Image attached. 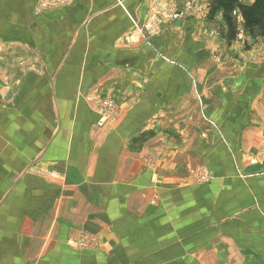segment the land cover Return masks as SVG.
I'll return each instance as SVG.
<instances>
[{"label":"crops","instance_id":"0c3cea01","mask_svg":"<svg viewBox=\"0 0 264 264\" xmlns=\"http://www.w3.org/2000/svg\"><path fill=\"white\" fill-rule=\"evenodd\" d=\"M155 1L0 0V264H264V54Z\"/></svg>","mask_w":264,"mask_h":264},{"label":"rangeland","instance_id":"374dc122","mask_svg":"<svg viewBox=\"0 0 264 264\" xmlns=\"http://www.w3.org/2000/svg\"><path fill=\"white\" fill-rule=\"evenodd\" d=\"M45 2V3H44ZM242 4H246V5H250V3L245 2V0H240L239 3ZM155 3H157L156 5V9L157 11H155L154 13H152V15L147 19V24H146V30H144V34H143V38L144 41L149 40L150 37H155V35H157L159 31H157L158 28L157 25H159L160 20L163 17H167L168 20L171 21H184L187 16L189 14H191L193 11L195 13V9L196 7H198L197 1L196 0H185L184 1V7L182 8V11L176 12L174 11L173 13L170 14H165L163 11H165V6L164 3L161 0H156ZM42 4H44L45 6H47L49 9H56V8H63L67 5H69V0H47V1H43ZM169 7L168 4H165ZM204 6V5H201ZM161 8L163 9V11L161 10ZM202 9V7H201ZM164 13V14H163ZM216 19V20H215ZM214 22L212 23H207L206 27L201 29L195 33V35H193L197 40L202 41L203 39H206L207 46H210L212 44H215V42H217L216 40H214V38H218L221 39V43L226 44L225 46H230L231 44L238 46V52L241 54H244L246 52L251 53V55H253V57L256 54H264V49L259 48L258 46V40L264 36L260 35L257 31H253L250 32L248 29H245L243 26V20L241 18V16L239 15V13L234 12L233 15L230 18L225 17V15L221 12L220 16H215V18L213 19ZM229 23L234 24V29L233 31L229 30ZM140 32V31H139ZM209 37V38H208ZM221 37V38H220ZM219 42V43H220ZM148 43V42H146ZM241 44V46L239 45ZM221 45V44H220ZM256 45V46H255ZM222 47V45H221ZM243 47V48H242ZM253 53V54H252ZM161 60H163L165 65H174L173 61H167L163 58H160ZM218 62V65H220L221 63H219V60L216 59L215 63ZM176 64V63H175ZM189 69H193L192 67H189ZM197 69V68H196ZM197 91L194 90L193 92V97L196 100L197 97ZM198 100V99H197ZM196 100V101H197ZM102 101H104L105 103L108 104L109 106V110L107 115H103V109L101 108V103ZM117 97L115 96V94H108V95H99L97 101H96V112L98 114V120H102L103 123H98V125L101 127H108L110 125H113L114 120L118 117V104H117ZM198 102V101H197ZM201 113V115L203 114V111L201 110H196V108H194L193 113L197 116V113ZM107 116V117H106ZM103 118V119H102ZM159 149H161V147H159L158 149H155L153 152V157L151 158V162H153L157 159L156 157L158 156L157 152L159 151ZM158 150V151H157ZM192 174L193 176H195L197 178L198 181H207V179L209 178H205L206 172L207 170L205 169H196V170H192ZM86 238L82 239V242L80 244H78V246L80 247H95L98 244V241L96 240V238H88L89 241H86Z\"/></svg>","mask_w":264,"mask_h":264},{"label":"trees","instance_id":"16d2710c","mask_svg":"<svg viewBox=\"0 0 264 264\" xmlns=\"http://www.w3.org/2000/svg\"><path fill=\"white\" fill-rule=\"evenodd\" d=\"M217 12H222L227 18L234 12L239 13L245 29L264 36V0H254L250 5L239 3L238 0H213L209 18H213ZM233 25L229 23L230 31H233Z\"/></svg>","mask_w":264,"mask_h":264},{"label":"built area","instance_id":"2783aa9c","mask_svg":"<svg viewBox=\"0 0 264 264\" xmlns=\"http://www.w3.org/2000/svg\"><path fill=\"white\" fill-rule=\"evenodd\" d=\"M43 1H47V0H43ZM245 2H247V3H250V4H252L253 2H254V0H245ZM45 3V2H44ZM43 7H47V6H45L44 4H43ZM101 108L103 109V115H104V117H105V115H107V113H108V110H109V106H108V104L107 103H105L104 101H102V103H101ZM107 117V116H106ZM103 119V118H102ZM100 121V123H103L102 122V120H99ZM99 121H98V123H99ZM208 173L206 172V175H205V177H204V179L205 178H208Z\"/></svg>","mask_w":264,"mask_h":264}]
</instances>
